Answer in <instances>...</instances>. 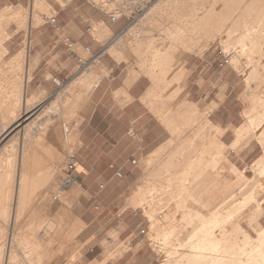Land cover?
I'll return each mask as SVG.
<instances>
[{
    "label": "rangeland",
    "instance_id": "1",
    "mask_svg": "<svg viewBox=\"0 0 264 264\" xmlns=\"http://www.w3.org/2000/svg\"><path fill=\"white\" fill-rule=\"evenodd\" d=\"M54 2L61 5L59 0H0V95L7 103L20 99L25 104L26 94L33 108L38 106L39 109L29 121L30 124L34 121L33 124L27 122L28 126L26 124L23 131L15 132L0 145V162L4 156L11 154L12 144L16 145L17 152L13 203L8 220L0 221V231L5 230L7 241L10 242L13 241L18 211V181L22 174L20 163L26 149L40 141L43 132L40 131L39 125L48 119L57 130L64 128L67 137H74L73 123L81 124L83 121V107L89 97V91L80 86L74 96L73 101L81 99L82 102L75 117V102L71 103L68 110L63 111L68 103L63 100L70 98L68 90L64 88H67L83 70L91 69L95 82L111 73V70L93 67L92 63L97 61L101 53L90 59L77 58L75 54L72 56L73 53L67 48L70 40L58 33L49 20L57 10ZM92 2L99 3V0ZM113 2L116 5L112 4L107 12L118 10L131 20L130 27L122 36L127 35L135 27L137 20L146 17L139 23L138 30L133 31V36H127V42L123 47H115L105 54L103 60L105 66H111V63L115 62L123 63L119 69L114 70L113 74L116 77L123 72L125 64L129 68L134 67L136 70L132 71L133 79L142 71L159 93V98L163 97L161 99L163 104L176 108L185 102L188 107H193L195 113L205 114L214 111L210 119L214 127L227 129L232 123L238 127L244 125L242 113L246 107L240 100L243 84L247 78L264 82V0H113ZM140 3L142 6L139 13V10L132 8ZM29 25H34L30 29V53ZM247 31H255L254 43L248 45L247 52L242 53L240 48L235 52L232 48L231 52L226 50L232 39ZM203 54L206 58L201 60L199 56ZM83 63L85 66L75 73L77 69L76 71L74 69L81 67ZM172 66L179 68L173 71ZM27 71L28 74L30 72L28 85L25 82ZM150 73H153V77ZM175 74L179 76L173 78ZM57 80L61 81L64 88L57 86L55 83ZM59 97L63 100L57 99ZM142 100L144 101V98ZM56 109L59 117L52 115L44 117V114H41L43 110ZM97 114L99 115V112ZM208 116L203 117L202 123L209 120ZM108 122L109 119L100 118L98 121V116L94 118L97 127L95 129L100 131L89 134L90 140L94 137L96 149L89 151L93 164L82 166L86 169L85 176L86 174L88 176L86 180L83 176L78 177L83 192L78 196L76 203L72 201L71 205L67 206L68 203L54 198L44 208V212L56 225H67L70 228L77 223L79 232L76 242L84 245L85 249L82 250L81 262L79 260L76 264L94 262L159 264V256L152 250L153 247L138 248L150 229L128 201L135 194L140 195L138 199H142V180L146 176L142 163L152 156L154 159L159 157V163L167 158L168 151L173 147L170 144L172 137L160 125L166 130V134L160 135L154 145L145 151L147 154L145 158L137 160V164L134 156L136 151L132 149L130 163L125 170L114 162L116 159L114 141L109 142ZM11 124L13 123H7L5 128ZM2 129L0 126V130ZM211 134L215 135L214 128ZM14 137L17 139L12 141L11 138ZM233 142L234 137L231 136H225L222 140V143L228 146ZM213 151L214 148L204 156L205 162L212 160ZM161 152L164 153L158 156ZM259 154L260 151L256 150L252 154L244 152L242 156L230 158V169L234 167L236 171L243 172L246 170V164H250ZM77 170L79 168L76 163L75 170L70 169L71 175L73 176L72 172L75 173ZM234 176L232 182L235 181ZM112 181L119 182L114 185ZM189 195H193V192L185 190L182 198L188 199ZM28 210L32 211L33 208L29 207ZM262 222L264 224V216ZM0 239L2 240V237ZM59 241L57 238L51 240L54 258L67 261L74 247L69 244L70 240H65L63 244Z\"/></svg>",
    "mask_w": 264,
    "mask_h": 264
},
{
    "label": "bare ground",
    "instance_id": "2",
    "mask_svg": "<svg viewBox=\"0 0 264 264\" xmlns=\"http://www.w3.org/2000/svg\"><path fill=\"white\" fill-rule=\"evenodd\" d=\"M254 33L247 31L232 39L226 43L229 45L226 50L231 52L232 48L235 52L240 48L242 53L247 52L248 45L254 43ZM199 57L206 58L204 54ZM150 75L153 77V73ZM240 100L246 107L242 113L245 123L240 127L232 123L227 129L213 126L210 119L214 111L195 113L185 102L176 108L161 100L146 103L170 133L173 147L160 163L159 157L153 156L143 161L146 176L142 180V199L135 194L128 204L150 229L138 248L153 247L159 264H264V82L247 78ZM30 102L23 104L19 99L7 103L0 95L3 128L0 145L15 132L23 131L38 112V106L33 108ZM47 113L59 117L57 109L43 110L41 114ZM207 115L209 120L202 123ZM49 121L42 127L39 143L29 146L21 160L13 241H7L4 229L0 231V264H76L85 249L76 242L77 223L70 228L56 225L44 212L54 198L69 206L83 192L69 172L70 165L75 170L76 154L82 146L80 124L73 123L75 135L70 138L64 128L57 130ZM9 122L13 124L5 128ZM225 136L234 137V142L229 146L223 144ZM10 148L11 154L0 162V221L3 222L9 218L16 183V145ZM213 148L212 160L205 162L204 156ZM256 150L260 154L246 164V170L230 169V158ZM188 189L193 195L183 199V192ZM29 207L33 210H28ZM55 238L61 244L70 240L74 251L69 260L54 258L51 240Z\"/></svg>",
    "mask_w": 264,
    "mask_h": 264
},
{
    "label": "crops",
    "instance_id": "3",
    "mask_svg": "<svg viewBox=\"0 0 264 264\" xmlns=\"http://www.w3.org/2000/svg\"><path fill=\"white\" fill-rule=\"evenodd\" d=\"M59 1L61 5L54 2L57 10H55V14L49 20L58 33L68 37L70 40L67 48L69 52L73 53L72 56L75 54L77 58L90 59L101 53L97 61L92 63L93 67L95 69L111 70L109 75L100 77L96 82L93 81L94 75L91 69L83 70L67 88H64L61 81L57 80L55 82L57 86L68 90L67 92L69 93L70 98L65 100L61 97L57 98L68 101L63 111L68 110V107H71L70 105L73 102L76 103L75 110L80 108L82 105L81 99L73 101L80 86L85 87L86 91H89V97L83 107V121L80 124V142L82 146L76 154V163L79 170L75 173L74 171L72 172L75 180L79 182V176H83L85 180L88 176L87 174L85 176L86 169H83L82 166L93 164L89 151L96 149V147L94 137L93 140H90L89 134L100 131L95 129L94 118L98 116V121L100 118L109 119L107 131L110 134L109 142L111 140L114 141V156L116 158L114 162L126 170L130 163L132 149L136 151L134 156L136 159L135 164H137V160L141 161L145 158V155H147L145 151L154 145L160 135L162 133L166 134V130L160 126L156 116L151 113L149 106L146 105L148 100L159 103L163 97L159 98V93H157L150 79L142 71L135 75L133 79L132 71L134 72L136 68H129L125 64L123 72L116 77L113 72L119 69L123 63L115 62L111 63V66H105L103 62L107 52L112 51L115 47H123L126 44L127 36H133V31L138 30L139 23L146 17L137 20L138 23L135 27L127 35L122 36V33L130 27L131 20L129 16L122 14L118 10L107 12V9L112 4H115L113 0H99V3H94L92 0ZM140 6H142L141 3L132 9L139 10L140 13ZM32 27L34 25L29 27V32ZM30 37L31 32L28 39L29 53L31 49ZM81 62H83V59H81ZM83 66H85V63L79 68L76 67L74 69L75 71L77 69L75 73L79 72ZM177 68L179 67L172 66L173 71L177 70ZM178 74L173 75V78L179 76ZM29 81L30 72L28 74L27 71L25 81L27 85ZM25 93L26 91L24 90ZM27 98L25 94L24 103L29 100ZM143 98L146 100L143 101ZM59 109L61 110V108ZM97 112H99V115ZM47 115L51 114L47 113L44 117ZM46 122L41 126L39 125L41 132H43L42 127H44ZM88 159L89 161H87Z\"/></svg>",
    "mask_w": 264,
    "mask_h": 264
},
{
    "label": "built area",
    "instance_id": "4",
    "mask_svg": "<svg viewBox=\"0 0 264 264\" xmlns=\"http://www.w3.org/2000/svg\"><path fill=\"white\" fill-rule=\"evenodd\" d=\"M70 169L74 170L72 165L69 166V172H70ZM65 184L67 185V182Z\"/></svg>",
    "mask_w": 264,
    "mask_h": 264
}]
</instances>
